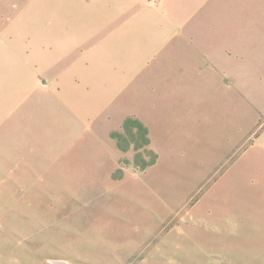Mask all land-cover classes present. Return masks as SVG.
<instances>
[{
  "label": "rangeland",
  "instance_id": "obj_1",
  "mask_svg": "<svg viewBox=\"0 0 264 264\" xmlns=\"http://www.w3.org/2000/svg\"><path fill=\"white\" fill-rule=\"evenodd\" d=\"M124 4L144 3L0 0V264H264L263 147L246 150L243 186L230 190L226 160L203 173L175 167L174 153L137 169L135 154L149 156L118 147L123 123L110 109L79 113L84 82L79 70L63 74L61 45L92 30L80 23L127 16ZM215 4L243 10V0ZM57 53L55 85L44 71Z\"/></svg>",
  "mask_w": 264,
  "mask_h": 264
},
{
  "label": "crops",
  "instance_id": "obj_2",
  "mask_svg": "<svg viewBox=\"0 0 264 264\" xmlns=\"http://www.w3.org/2000/svg\"><path fill=\"white\" fill-rule=\"evenodd\" d=\"M208 1L142 0L136 10L118 7L128 14L122 19L80 23L76 29L92 30L65 38L63 74L79 70L83 118L89 109L96 116L110 109L106 117L119 119L117 125L134 117L147 128L157 154L152 166L178 153L182 165L175 167L200 166L205 173L226 160L223 181L232 190L243 186L246 150L264 149V0H243L236 15ZM173 11L175 17L167 16ZM84 53L95 61L91 69ZM60 56L44 71L55 85L60 73L52 65ZM67 94L72 105L75 90Z\"/></svg>",
  "mask_w": 264,
  "mask_h": 264
},
{
  "label": "trees",
  "instance_id": "obj_3",
  "mask_svg": "<svg viewBox=\"0 0 264 264\" xmlns=\"http://www.w3.org/2000/svg\"><path fill=\"white\" fill-rule=\"evenodd\" d=\"M113 137L116 139L118 147L122 150L133 147L138 151L142 148L149 156L148 159H144L142 153L138 151L132 160L135 168L144 169L155 163L157 154L149 146L150 139L147 128L138 119L127 117L123 122L122 131L114 132Z\"/></svg>",
  "mask_w": 264,
  "mask_h": 264
}]
</instances>
